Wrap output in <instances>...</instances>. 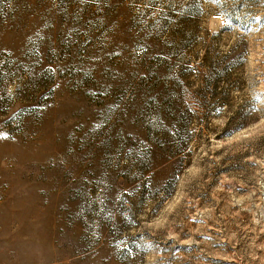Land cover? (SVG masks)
I'll use <instances>...</instances> for the list:
<instances>
[{"label": "rangeland", "instance_id": "rangeland-1", "mask_svg": "<svg viewBox=\"0 0 264 264\" xmlns=\"http://www.w3.org/2000/svg\"><path fill=\"white\" fill-rule=\"evenodd\" d=\"M0 264H264V0H0Z\"/></svg>", "mask_w": 264, "mask_h": 264}, {"label": "trees", "instance_id": "trees-1", "mask_svg": "<svg viewBox=\"0 0 264 264\" xmlns=\"http://www.w3.org/2000/svg\"><path fill=\"white\" fill-rule=\"evenodd\" d=\"M190 8H191V7H187V8H186L187 12H188V10H191ZM194 8H197V7H194ZM191 11L194 12V10H191ZM194 13H196V12H194Z\"/></svg>", "mask_w": 264, "mask_h": 264}]
</instances>
